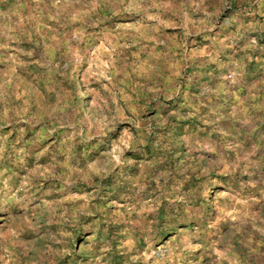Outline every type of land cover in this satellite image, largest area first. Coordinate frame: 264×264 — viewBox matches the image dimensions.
<instances>
[{"label":"rangeland","instance_id":"obj_1","mask_svg":"<svg viewBox=\"0 0 264 264\" xmlns=\"http://www.w3.org/2000/svg\"><path fill=\"white\" fill-rule=\"evenodd\" d=\"M0 264H264V0H0Z\"/></svg>","mask_w":264,"mask_h":264}]
</instances>
